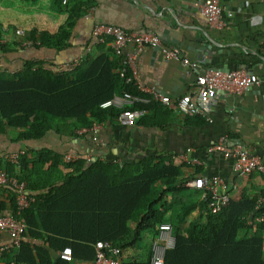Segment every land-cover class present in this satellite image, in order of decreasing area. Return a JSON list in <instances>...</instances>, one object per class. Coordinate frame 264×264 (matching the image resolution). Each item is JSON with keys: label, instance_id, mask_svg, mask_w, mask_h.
<instances>
[{"label": "crops", "instance_id": "1", "mask_svg": "<svg viewBox=\"0 0 264 264\" xmlns=\"http://www.w3.org/2000/svg\"><path fill=\"white\" fill-rule=\"evenodd\" d=\"M204 1L66 0L55 6L53 0H0V35L7 46V51L0 50V69L19 70L28 61H40L47 68L58 69L75 60L82 61L87 53L97 51L92 43V29L97 22L130 31L159 32L164 45L178 49L181 56L197 62L192 70L180 60L165 57L159 46L145 47L136 59L134 87L159 91L170 98V103H157L160 108L156 112L147 110L133 126H122L116 116H108L102 122H94L99 124L93 129L86 127L89 121L86 117L70 136L61 134L59 127L30 140L18 137L12 127L0 128V157L6 153H25L26 157L15 164V173L31 193L41 195L50 187L66 185L65 155H74L77 159L82 155L87 160L86 166L96 160L126 163L144 157L162 161L171 158L179 167L177 184L180 187L172 192L165 221L173 225L175 235H186L192 223H205L208 217L204 192L186 184L197 175L224 177L235 201L261 193L264 173L236 175L232 171V158L209 152L208 148L220 137H226L230 145L241 143L254 153L264 152V0H219L222 28L209 25L200 10ZM67 22L69 34L61 49H22L18 45L20 37L16 29H22L23 37L27 38L32 31L55 34ZM101 46V51L110 59L116 58L109 42ZM130 50H133L131 45L126 48ZM207 69L251 71L259 83L240 92L218 93L217 98L205 105L204 115H180L174 103L183 94L195 95L196 76ZM109 107L112 106L102 108ZM186 153L188 160L182 158ZM56 155L62 158L54 162L52 158ZM191 158L198 159L200 164H191ZM45 169L56 173L45 176ZM157 186L160 188V183ZM11 190L0 188V202L7 201ZM136 225L134 220L127 222L130 232L120 241L126 244L121 249L120 264H152L151 244L157 226L136 234ZM256 237L262 242L259 257L250 247H244L237 255L230 256L234 263H264L263 228L246 222L235 234L239 242ZM10 240L9 235L0 234V246ZM56 256L54 252L53 258ZM184 260L183 256H171L168 264H185ZM69 264L95 263L71 259Z\"/></svg>", "mask_w": 264, "mask_h": 264}, {"label": "trees", "instance_id": "2", "mask_svg": "<svg viewBox=\"0 0 264 264\" xmlns=\"http://www.w3.org/2000/svg\"><path fill=\"white\" fill-rule=\"evenodd\" d=\"M62 1L53 3L59 6ZM69 26L67 22L55 34L32 31L26 37L39 40L36 47L58 50L64 47ZM101 47L99 44L95 54L87 53L76 67L62 72L40 61H28L15 71L0 69V128L12 127L18 137L30 140L59 127L61 134L70 136L86 117V127L108 116L117 117L118 110L100 105L115 93L137 89L125 84L120 76V59H110ZM0 50L7 51L1 35ZM141 107L148 111L160 108L157 103L131 108ZM24 157L25 153L20 154L18 162ZM61 158L56 155L52 159L55 162ZM15 164L0 157V169L17 176ZM65 164L66 185L35 195V201L22 212L27 230L18 247L4 252V260L14 264H69L71 260L63 259L59 252L70 246L72 260L94 261L93 244L98 239L109 240L121 249L126 246L120 241L130 232L128 220L136 221V234L165 221L172 192L180 187L179 167L171 158L162 161L144 157L126 163L96 160L86 166L87 160L80 155ZM259 195L264 196V189ZM258 196L236 201L231 198L218 215L210 214L205 198L206 222H194L186 235L177 234L175 247L166 251L163 264H168L171 256H183L185 264H236L230 256L244 247H250L259 257L260 238L244 242L235 238L237 228L253 213ZM14 207L11 192L7 201L0 202V208ZM54 252L57 256L53 258Z\"/></svg>", "mask_w": 264, "mask_h": 264}, {"label": "built area", "instance_id": "3", "mask_svg": "<svg viewBox=\"0 0 264 264\" xmlns=\"http://www.w3.org/2000/svg\"><path fill=\"white\" fill-rule=\"evenodd\" d=\"M63 3L66 0L62 1ZM201 12L206 16L211 27L222 28L224 23L221 19L222 7L219 0H205L200 6ZM228 15L231 13L228 11ZM15 33L20 37L18 44L22 49L36 47L40 44L39 40L24 38L22 29H16ZM111 44L113 54L120 59V76L125 84L136 86V59L145 47L159 46L162 53L167 58L180 60L183 65L190 69L197 67V62L190 61L181 56L178 49L166 46L162 43L159 35L152 30L130 31L120 26L97 22L92 29V43ZM133 46V50L126 51L128 46ZM81 61L75 60L61 66L53 71L62 72L71 70ZM258 77L254 73L245 70L220 71L207 69L198 74L195 80V95L183 94L174 103L177 113L182 116L204 115V107L210 103L219 91L240 92L246 87L257 85ZM136 92L123 91L115 93L113 97L100 106H112L119 112L117 120L122 126H133L147 113L144 107L132 109L135 105H148L151 103H163L168 105L170 98L154 89L136 87ZM99 123H94L91 128H96ZM209 152H219L226 158H232V171L236 175H250L252 173H264V152L257 154L250 151L245 145L236 143L230 145L226 137H220L209 148ZM22 153H6L3 158L7 161L18 163ZM182 158L188 160L187 153ZM65 162H74L77 157L65 155ZM189 162L193 165L200 164L196 158H191ZM72 171V168H69ZM187 185L199 188L204 192L208 200L210 214L218 215L223 207L231 200L229 186L226 179L220 175H211L206 178L202 175L195 176L187 181ZM9 187L14 192L15 207L11 209L0 208V234H7L11 240L9 243L0 246V264H14V261H6L3 254L10 248L19 246L23 234L27 230V224L23 219L22 212L29 208L35 201V195L31 193L24 180L15 175L0 169V188ZM248 224L260 225L264 230V196L259 195L256 199L253 213L247 219ZM176 235L174 227L169 221L160 222L157 226V234L151 244L150 262L152 264H163L166 250L175 247ZM95 264H120L122 250L106 239H98L94 244ZM60 256L66 260H71V249L65 247L60 252Z\"/></svg>", "mask_w": 264, "mask_h": 264}, {"label": "water", "instance_id": "4", "mask_svg": "<svg viewBox=\"0 0 264 264\" xmlns=\"http://www.w3.org/2000/svg\"><path fill=\"white\" fill-rule=\"evenodd\" d=\"M157 34H158L159 37L161 38L162 34L159 33V32H157ZM249 73H251V71H249ZM218 93H220V95H222L223 93H226V91H219ZM217 97H218V96L216 95V96L214 97V99L217 98Z\"/></svg>", "mask_w": 264, "mask_h": 264}, {"label": "rangeland", "instance_id": "5", "mask_svg": "<svg viewBox=\"0 0 264 264\" xmlns=\"http://www.w3.org/2000/svg\"><path fill=\"white\" fill-rule=\"evenodd\" d=\"M55 173H56V172L52 173V172H50V171H46V169H45V171H44V175H45V176L50 175V174H51V175H53V174L55 175Z\"/></svg>", "mask_w": 264, "mask_h": 264}]
</instances>
